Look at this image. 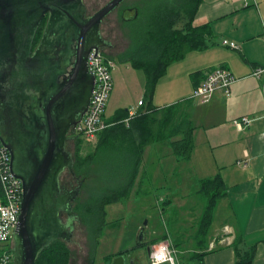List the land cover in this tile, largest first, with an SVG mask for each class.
Returning a JSON list of instances; mask_svg holds the SVG:
<instances>
[{
	"label": "crops",
	"instance_id": "1",
	"mask_svg": "<svg viewBox=\"0 0 264 264\" xmlns=\"http://www.w3.org/2000/svg\"><path fill=\"white\" fill-rule=\"evenodd\" d=\"M195 24H210L217 46L191 52L170 65L153 97L156 107L189 99L186 107L196 127L195 149L188 162L191 165L187 167V163L171 154L169 140L148 146L139 155L143 170L132 173L137 178L130 180L129 189L141 200L142 192H187L188 182L199 188L200 180L221 174L228 194L215 213L203 264H235L237 239L242 252L256 247L253 264H264V75L253 76L257 69L264 68V0H256L250 6L244 0H203ZM223 41L234 42L239 48L224 46ZM222 66L237 79L231 95L218 91L206 104L192 99L194 85L190 75ZM242 117L253 121L240 131L233 122ZM133 151L134 146L129 153ZM194 161L198 168L191 167ZM172 199L167 196L161 201ZM3 248L0 245V253Z\"/></svg>",
	"mask_w": 264,
	"mask_h": 264
},
{
	"label": "trees",
	"instance_id": "2",
	"mask_svg": "<svg viewBox=\"0 0 264 264\" xmlns=\"http://www.w3.org/2000/svg\"><path fill=\"white\" fill-rule=\"evenodd\" d=\"M136 3L140 10L138 19L131 22L120 19V27L131 42L127 50L121 54L119 63L144 73V95L139 101L142 105L138 104V109L133 113L128 109L118 111L110 118H106L105 114L104 120L109 127L99 134L95 152L85 156L84 141L82 136L77 134L81 140L72 154L73 169L77 175H88L89 168L95 163V158L100 152H103L104 158L112 156L105 161L106 163L104 162L107 167L106 181L105 186L99 191L101 196L90 195L84 210L85 217L88 218L90 239L95 244L99 242L106 225V208L131 199L133 193L129 189V183L131 179L137 178V175H131L142 169L139 155L144 148L169 140L173 156L180 160H191L195 149L196 127L191 114L181 109L182 106H188L189 99L169 106L156 107L153 104V97L159 80L167 74L170 65L185 59L191 52H203L218 44L217 36L210 24H195L203 0H139ZM107 58L117 62L113 54ZM216 68L192 73L190 78L194 88ZM133 139L139 144H135ZM133 146L134 151L129 153ZM227 194V186L221 174L200 180L197 195L204 197L206 203L197 223L198 230L194 238L196 245L207 243L206 236L210 234L219 203ZM1 200L3 190L0 186ZM169 237L168 234H163L161 239L171 240ZM157 240L159 239L148 243L153 246ZM240 242L237 239L234 244L237 253L235 264H253L256 247L242 252L239 248ZM174 245L176 248L180 246L179 243ZM120 252L107 256L109 259L107 261L122 254ZM205 255V251L202 250L194 254L190 260L203 263L202 258ZM71 257L68 246L56 243L53 244V256L47 250L39 257L38 264H71Z\"/></svg>",
	"mask_w": 264,
	"mask_h": 264
},
{
	"label": "flooded vegetation",
	"instance_id": "3",
	"mask_svg": "<svg viewBox=\"0 0 264 264\" xmlns=\"http://www.w3.org/2000/svg\"><path fill=\"white\" fill-rule=\"evenodd\" d=\"M136 1L126 0L100 24V36L104 42L100 49L107 57L112 54L115 56V65L121 64V53L116 52V44L103 36V30H119L120 19L125 22L137 20L140 10ZM134 9L139 11L136 18H133ZM97 11L90 14L86 1L77 0L47 14L30 46L21 52L20 78L14 82L10 92L0 97V141L10 154L13 175L20 182L21 203L24 186L33 184L47 154L50 124L54 123L59 133L71 120L69 116L62 115L65 96H58L63 95L74 71L80 44L88 47V33L83 28ZM125 11L128 18L123 19ZM109 19L111 23H108ZM79 138L72 130L67 135L65 149L71 155L81 140ZM82 139L86 142L84 137ZM87 181L88 175H77L73 168L66 167L60 173L56 185L52 186L48 181L39 182L41 186L34 194L26 235L20 240H16L14 235L5 246L11 255L12 264H22L29 251V243L38 251V264L39 257L47 250L53 256V244L61 243L70 249L77 232L82 230L81 233H84L87 230L89 233L88 218L84 214L89 201ZM138 247L144 249L141 256L134 255L133 249H127L114 256L108 264H112L119 256L126 259V264L138 261V264H149L148 249L151 250L152 246L144 239ZM17 253L19 257L16 261Z\"/></svg>",
	"mask_w": 264,
	"mask_h": 264
},
{
	"label": "rangeland",
	"instance_id": "4",
	"mask_svg": "<svg viewBox=\"0 0 264 264\" xmlns=\"http://www.w3.org/2000/svg\"><path fill=\"white\" fill-rule=\"evenodd\" d=\"M85 1L90 14H93L109 0ZM108 23H111L110 19ZM118 29H104L103 36L116 44V52L122 54L127 50L131 41L120 26ZM144 88L145 76L141 70H136L126 64H116L113 70V90L107 104L106 118L114 116L118 111L138 108V102L144 95ZM181 109L187 110V107L182 106ZM85 141L83 143V154L87 156L95 152L96 140L93 144L87 140ZM103 155V152H100L95 158V163L89 168L86 186L89 190V197L90 195H94V197L101 196L99 191L105 186V169L107 167L104 162H107L112 156L108 155L104 158ZM183 161L187 163V167H190L189 161ZM191 167L198 168L196 161L193 162ZM185 172L189 173V169L185 168ZM187 185L189 186L187 192L180 190V192L170 193L165 189L151 190L150 192L140 193L141 200L136 199L133 195L127 202L124 201L107 207L106 225L97 244L91 241L87 230L81 233L83 231L79 229L80 232H77L74 243L70 245L72 264H108L111 261H107L109 260L107 256L115 255L127 249H133L132 253L134 255L141 256L144 249L136 246L137 237L146 222L145 241L150 242L156 238L159 239L151 247V250L159 245H169L175 251L177 263L203 264L200 261H191L190 259L197 252L205 251L206 243L196 245L194 238L196 237L197 223L200 221L206 199L197 195V192L195 193L198 188L197 184L195 186V183L190 184L188 182ZM195 194L198 198H195ZM167 196L169 199L173 197L168 204L161 201ZM219 213L223 214L222 209ZM163 234H168L172 239L162 240ZM206 237L209 241V236ZM174 243H179L180 246L176 248ZM138 263L139 261L135 262V264Z\"/></svg>",
	"mask_w": 264,
	"mask_h": 264
},
{
	"label": "water",
	"instance_id": "5",
	"mask_svg": "<svg viewBox=\"0 0 264 264\" xmlns=\"http://www.w3.org/2000/svg\"><path fill=\"white\" fill-rule=\"evenodd\" d=\"M77 0H0V97L5 96L14 82L20 78L19 58L24 48L29 47L33 37L44 17L56 12L62 6L76 2ZM126 0H111L99 9L88 21L84 29L88 33L87 44H80L77 49L75 68L67 87L63 91L65 101L62 115L69 116V124L58 133L54 123L49 126V145L47 154L40 166L39 174L30 187L24 186V196L21 205L18 228L15 232L16 240L25 236L28 226L31 208L34 202V194L39 190L41 183L48 181L56 185L60 173L64 168H73L72 155L66 151L67 135L72 130L76 134V126L88 111L92 93L95 86L94 77L88 71V56L92 49H100L104 42L100 36V24L103 19L113 12ZM134 17L138 15V9L132 10ZM125 11L123 19L128 18ZM28 75V74H27ZM2 95V96H1ZM41 182V183H39ZM147 222L145 223V225ZM145 225L141 228L137 237L139 246L145 239ZM29 251L22 260V264H36L38 251L29 243ZM151 250L148 249L150 255ZM18 253L16 261L18 260ZM112 264H126L123 256L117 257Z\"/></svg>",
	"mask_w": 264,
	"mask_h": 264
},
{
	"label": "built area",
	"instance_id": "6",
	"mask_svg": "<svg viewBox=\"0 0 264 264\" xmlns=\"http://www.w3.org/2000/svg\"><path fill=\"white\" fill-rule=\"evenodd\" d=\"M244 2L246 6L256 4V0H244ZM222 44L231 49L239 48L234 42L223 41ZM114 67V61L107 59L102 49H92L90 51L88 71L94 77L95 86L88 111L76 126V134L81 135L89 142L95 141L99 134L109 127L104 120V116L113 90ZM262 75H264V68H259L253 73V76L258 78ZM236 81L237 79L227 69L216 68L207 75L199 86L194 88L192 99L201 104H206L218 91L229 97L231 87ZM138 104L142 105V102ZM252 121L251 118L242 117L235 120L233 126L242 131ZM0 186L3 190V200L0 201V245L4 246L9 244L18 228L22 190L19 180L13 175L10 154L1 141ZM149 262L150 264H177L175 251L169 245H159L151 250ZM0 264H12L11 255L6 249L0 254Z\"/></svg>",
	"mask_w": 264,
	"mask_h": 264
},
{
	"label": "clouds",
	"instance_id": "7",
	"mask_svg": "<svg viewBox=\"0 0 264 264\" xmlns=\"http://www.w3.org/2000/svg\"><path fill=\"white\" fill-rule=\"evenodd\" d=\"M162 259V258H161Z\"/></svg>",
	"mask_w": 264,
	"mask_h": 264
}]
</instances>
